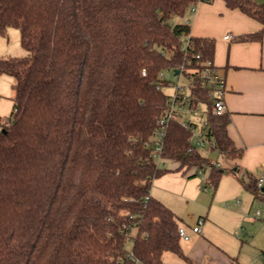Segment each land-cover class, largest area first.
<instances>
[{
	"label": "trees",
	"instance_id": "1",
	"mask_svg": "<svg viewBox=\"0 0 264 264\" xmlns=\"http://www.w3.org/2000/svg\"><path fill=\"white\" fill-rule=\"evenodd\" d=\"M213 1L0 0V35L18 30L28 53L0 59L15 90L10 116L0 119V264H166V253L194 264L181 246L180 218L151 195L154 181L173 171L152 152L171 107V83L161 76L183 68L188 107L207 106L210 151L242 155L227 134L229 116L212 112L201 85L215 41L171 22ZM224 1L263 25L241 39L261 41L264 3ZM195 126L173 116L160 157L175 171H204L216 190L228 171L192 143ZM251 178L249 190L264 202Z\"/></svg>",
	"mask_w": 264,
	"mask_h": 264
},
{
	"label": "crops",
	"instance_id": "2",
	"mask_svg": "<svg viewBox=\"0 0 264 264\" xmlns=\"http://www.w3.org/2000/svg\"><path fill=\"white\" fill-rule=\"evenodd\" d=\"M254 1L264 3V0ZM182 22L190 24L192 37L215 41L214 65L226 81L224 100L226 114L230 118L227 134L242 155L228 160L211 151L214 158H207L228 171L212 198L205 185L206 174L200 179L192 172L175 171L178 165L169 162L160 165L173 171L154 181L151 195L170 208L180 218V227L190 233V241L181 240V246L194 264H239L234 256L238 246H242L236 234L239 225L247 220L243 211H251L254 203L259 202L248 186L251 185V177L258 179L264 175V36L261 41L241 38L259 33L263 25L239 9H229L224 0L200 3ZM178 74L174 73L175 76ZM224 185L230 188L226 200H237L243 206L240 208L242 212H212ZM240 197L245 199V205ZM192 204L201 208V214L206 212H203L204 208L207 209L193 226L199 220L203 221L201 232L196 234L183 213V208ZM177 206L182 207L181 213ZM260 215L256 213L257 217Z\"/></svg>",
	"mask_w": 264,
	"mask_h": 264
},
{
	"label": "rangeland",
	"instance_id": "3",
	"mask_svg": "<svg viewBox=\"0 0 264 264\" xmlns=\"http://www.w3.org/2000/svg\"><path fill=\"white\" fill-rule=\"evenodd\" d=\"M183 19L174 18L171 22L173 24L181 23ZM28 53L21 47L20 33L16 29H9L6 36L0 35V59L6 57H24ZM166 80L171 83L170 86L164 88V92L167 95L174 96L176 94L177 86L183 87V92H188L189 79L185 74L175 76L172 71H165ZM14 79L8 75H0V119L10 116L13 107V98L15 96L14 90ZM205 105H201L200 109L195 113L185 112L181 110V120L183 122L191 121L196 124L195 132L198 134L201 131L202 126L206 120ZM0 128H2V122L0 120ZM200 152L209 158H214L213 153L209 148H200ZM201 179V176H198ZM221 185V180L219 186ZM205 185H203L204 187ZM219 186L217 189H219ZM228 185H224L221 189L220 196L216 197V205L213 206L212 212L216 214L220 213H235L234 211L240 210L243 206L234 202H229L226 200L228 194ZM207 192L210 194L211 198L215 190L211 187H207ZM219 196V197H218ZM243 205H245V199L240 197ZM179 212L181 213L182 207L177 206ZM207 212L204 208L203 212ZM205 212V213H206ZM239 212H242L241 210ZM244 218L247 219L245 223L239 225L236 237L239 239V243L242 246H238L237 254L234 259L237 260L239 264H264V202H255L253 209L243 211ZM260 212V216H256V213ZM184 219L193 227L199 215L201 214V208L196 207L195 204L190 205L188 208H183ZM128 250L132 249L131 244L127 245ZM165 262L167 264H188L184 259L178 257L174 253H166L164 256Z\"/></svg>",
	"mask_w": 264,
	"mask_h": 264
},
{
	"label": "built area",
	"instance_id": "4",
	"mask_svg": "<svg viewBox=\"0 0 264 264\" xmlns=\"http://www.w3.org/2000/svg\"><path fill=\"white\" fill-rule=\"evenodd\" d=\"M190 43V38L186 37L183 40V49L186 50L189 46ZM163 55L167 56L170 51H164L162 52ZM197 58H200L197 56ZM181 71L183 68L180 69ZM178 71L179 74H184L181 71ZM188 73H193V70H188ZM146 73L143 72V76H145ZM177 75V76H178ZM163 79H166L165 74H162L161 76ZM200 79H201V85L203 88L208 90V96L210 98V106L212 109V112L218 116L223 115L226 113V105H225V91H226V81L220 70L215 66L213 63H207L204 65V67L200 71ZM190 83L191 81L189 80V85H188V92L184 93L183 87H178L176 90V94L174 96H170V102H171V107L169 111L161 118L159 122V129L156 131V142L154 146V150L152 152V156L154 160L158 163L161 164L163 160L160 157V153L162 151V142L163 138L165 136V129L167 126V123L173 116H179L181 117V110H185V112L189 113H195L200 109L201 105L204 104H199L196 108H190L188 107V104L190 103ZM207 107V106H205ZM207 109V108H206ZM205 109V113H206ZM189 122H184L185 125H187ZM195 124V123H194ZM207 127V122L205 120L204 125L201 128V131L197 134L195 132V128L193 129V138H192V143L196 145L199 149L201 147L203 148H214L215 142L214 141H209L206 138V132L205 128ZM2 128H0V131ZM211 165H219L216 162H211ZM198 175L201 177L205 178V174L202 170H197ZM257 187L258 188H264V175H260L257 179ZM258 215L260 213L258 212ZM203 225V221L199 220L197 225L192 228L193 233H200L201 232V227ZM179 237L182 241L188 242L191 239L190 233L187 231L186 228L180 227L179 228Z\"/></svg>",
	"mask_w": 264,
	"mask_h": 264
},
{
	"label": "water",
	"instance_id": "5",
	"mask_svg": "<svg viewBox=\"0 0 264 264\" xmlns=\"http://www.w3.org/2000/svg\"><path fill=\"white\" fill-rule=\"evenodd\" d=\"M175 73H176V74H178L179 72H178V71H176ZM262 191L264 192V188H262Z\"/></svg>",
	"mask_w": 264,
	"mask_h": 264
}]
</instances>
